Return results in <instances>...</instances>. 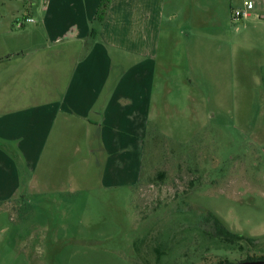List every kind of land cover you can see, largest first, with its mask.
<instances>
[{"label":"crops","instance_id":"1","mask_svg":"<svg viewBox=\"0 0 264 264\" xmlns=\"http://www.w3.org/2000/svg\"><path fill=\"white\" fill-rule=\"evenodd\" d=\"M103 1L0 0V205L71 191L90 167L142 184L155 100L177 82L264 96V0L238 23L244 0Z\"/></svg>","mask_w":264,"mask_h":264},{"label":"rangeland","instance_id":"2","mask_svg":"<svg viewBox=\"0 0 264 264\" xmlns=\"http://www.w3.org/2000/svg\"><path fill=\"white\" fill-rule=\"evenodd\" d=\"M197 81L189 91L177 82L171 98L155 100L139 186L106 187L101 170L90 167L91 176L71 191L34 189L0 205V264H239L264 257L261 85L242 83L239 99L219 100L216 84ZM216 219L242 239L224 237Z\"/></svg>","mask_w":264,"mask_h":264},{"label":"built area","instance_id":"3","mask_svg":"<svg viewBox=\"0 0 264 264\" xmlns=\"http://www.w3.org/2000/svg\"><path fill=\"white\" fill-rule=\"evenodd\" d=\"M254 5L252 0H244L243 7L233 10L232 21L235 23L244 21L253 16ZM32 19H27V22H32ZM21 26V24H20Z\"/></svg>","mask_w":264,"mask_h":264},{"label":"trees","instance_id":"4","mask_svg":"<svg viewBox=\"0 0 264 264\" xmlns=\"http://www.w3.org/2000/svg\"><path fill=\"white\" fill-rule=\"evenodd\" d=\"M109 2V0H104L103 1V3H102V5H101V9H100V11H102V13L103 12H105V8H106V6H107V4H109L108 3ZM98 18L99 19H102L103 18V16L100 14V15H98ZM94 33L96 32L95 30L93 31ZM94 33H92V35L94 34ZM97 33V32H96ZM216 221L220 224V226L222 227V230H223V236L224 237H226V238H235V239H242V237H240V236H238V235H233L222 223H220V221L219 220H217L216 219ZM257 261H261V262H264V257H262V258H258V259H256V258H254V259H248V260H246V261H244V262H257ZM243 262V263H244ZM220 264H226V263H220ZM228 264V263H227Z\"/></svg>","mask_w":264,"mask_h":264},{"label":"water","instance_id":"5","mask_svg":"<svg viewBox=\"0 0 264 264\" xmlns=\"http://www.w3.org/2000/svg\"><path fill=\"white\" fill-rule=\"evenodd\" d=\"M239 264H264V262H261V261H257V262H242V263H239Z\"/></svg>","mask_w":264,"mask_h":264}]
</instances>
